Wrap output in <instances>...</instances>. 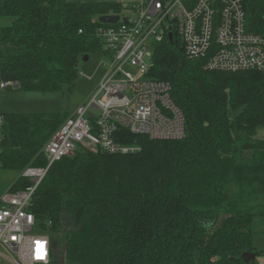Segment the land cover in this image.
<instances>
[{"label":"trees","instance_id":"trees-1","mask_svg":"<svg viewBox=\"0 0 264 264\" xmlns=\"http://www.w3.org/2000/svg\"><path fill=\"white\" fill-rule=\"evenodd\" d=\"M243 4L248 31L264 34V0ZM115 10L91 1L0 0V23L7 22L0 24V81L27 92L71 90L80 60L102 49L97 19ZM148 75L171 85L185 138L118 131L120 144L140 151L62 158L30 212L50 221L52 234L65 233V264H255L242 255L255 254L251 236L264 224V137H257L264 132V73L203 71L164 41ZM70 114L0 113L1 169L46 166L42 149ZM27 186L17 179L10 190ZM223 216L234 219L230 247L205 245Z\"/></svg>","mask_w":264,"mask_h":264},{"label":"built area","instance_id":"built-area-1","mask_svg":"<svg viewBox=\"0 0 264 264\" xmlns=\"http://www.w3.org/2000/svg\"><path fill=\"white\" fill-rule=\"evenodd\" d=\"M63 1L114 6L108 16L118 21L100 23L95 32L109 66L88 100L44 145L46 166L26 167L17 179L29 186L15 192L9 187L0 195V264L52 263V223L38 222L29 207L55 162L82 150L122 155L140 151L120 144L118 131L150 140L185 138V116L171 100V85L148 75L157 45L167 41L178 47L203 71L264 73V34L248 31L244 0ZM9 88L18 85L0 81V90ZM3 124L0 115V159Z\"/></svg>","mask_w":264,"mask_h":264},{"label":"rangeland","instance_id":"rangeland-1","mask_svg":"<svg viewBox=\"0 0 264 264\" xmlns=\"http://www.w3.org/2000/svg\"><path fill=\"white\" fill-rule=\"evenodd\" d=\"M0 24L6 25L7 22H1ZM104 50L103 47L98 52L90 55L88 61L80 60L78 77L71 90H68V87L61 92H27L13 88L0 90V113H72L78 106L88 100L107 71L109 61L104 54ZM83 74L90 79L85 78ZM257 137L263 138L264 132H259ZM18 176L19 172L17 171L0 170V195L17 180ZM233 225L234 219L232 216H223L215 226L216 235L212 230L204 240L205 245L207 244L209 247L215 245L217 249H228L234 239ZM66 227L71 229L73 224L67 222ZM64 239L65 233H53L54 257L52 264H65L63 260L65 252ZM251 246L256 255L255 264H264V224H256L254 234L251 236ZM260 252L263 253L258 255ZM213 260L215 261V259Z\"/></svg>","mask_w":264,"mask_h":264},{"label":"water","instance_id":"water-1","mask_svg":"<svg viewBox=\"0 0 264 264\" xmlns=\"http://www.w3.org/2000/svg\"><path fill=\"white\" fill-rule=\"evenodd\" d=\"M117 21H118L117 16H104V17L98 18V22L102 24H115ZM88 58H89L88 56H84L83 61H88ZM242 257L245 262H248L250 260H255L256 255L251 254V253H244Z\"/></svg>","mask_w":264,"mask_h":264}]
</instances>
